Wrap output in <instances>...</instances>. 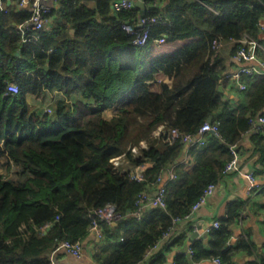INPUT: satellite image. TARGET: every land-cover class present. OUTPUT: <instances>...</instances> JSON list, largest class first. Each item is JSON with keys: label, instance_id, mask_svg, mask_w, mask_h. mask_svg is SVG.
Masks as SVG:
<instances>
[{"label": "trees", "instance_id": "trees-1", "mask_svg": "<svg viewBox=\"0 0 264 264\" xmlns=\"http://www.w3.org/2000/svg\"><path fill=\"white\" fill-rule=\"evenodd\" d=\"M59 9L68 26L56 23L27 44L15 26L28 12L0 13V264H50L59 242L82 243L89 212L106 204H114L122 219L100 223L95 262L155 264L173 244L163 236L174 219L187 215L202 191L219 182L232 158L229 147H238L249 119L264 108V76L243 79L247 97L238 111L218 90L227 66L224 48L244 33L256 37L264 0H159L142 15L138 7L114 12L111 0H94L93 6L63 0ZM139 16L165 20L148 29L140 49L120 27ZM161 35L166 43L188 41L147 59L143 53ZM233 52L231 46L228 56ZM117 53L126 56L118 60ZM11 84L18 92L8 91ZM54 91L63 96L53 100L50 114L28 101H43ZM72 95L85 101L68 100ZM206 122L220 136L207 133L204 145L192 146L195 165L186 172L175 163L185 145L169 131L195 134ZM160 126L164 130L155 135ZM121 156L126 168L112 163ZM145 163L150 166L142 179H133L131 168ZM169 168L176 179L164 184L165 207L148 208L141 219L130 215L138 210L137 194L154 189ZM239 210L237 203L229 205L228 216L208 233L209 248L195 242L191 260L227 259L229 225ZM244 246L242 241L236 247ZM174 264L189 261L179 255Z\"/></svg>", "mask_w": 264, "mask_h": 264}, {"label": "crops", "instance_id": "crops-1", "mask_svg": "<svg viewBox=\"0 0 264 264\" xmlns=\"http://www.w3.org/2000/svg\"><path fill=\"white\" fill-rule=\"evenodd\" d=\"M87 5L93 6L94 0H83ZM140 3V2H139ZM159 4V3H158ZM139 12L145 8L144 4H135ZM52 13L49 15V25L44 32H50L56 23H60L64 27L68 24L62 14H60L61 4L59 2L50 3ZM163 6V4H162ZM114 11V10H113ZM115 12V11H114ZM141 15V14H140ZM140 17V16H139ZM71 33L72 29L69 30ZM259 34L257 33L256 36ZM188 40H179L175 42H167L164 45L157 46L152 44L143 56L147 59L159 56L172 50H175L184 45ZM264 44V41H263ZM230 44L223 50V55L227 57L226 70L239 66L237 62L232 61L228 56ZM143 48V47H135ZM119 54L115 56L121 60ZM131 79L133 77L131 76ZM220 80V79H219ZM221 95L224 101H229L233 111H238L245 103L247 91L240 92L233 87L228 81L220 80ZM153 88H156L154 85ZM248 90V86H247ZM63 95L55 92L54 97H62ZM76 99L85 101L81 95H75ZM116 106L113 105L111 109L104 111L105 116H109L111 110ZM264 111V108L261 112ZM162 126L158 127L161 128ZM157 128V129H158ZM156 129V130H157ZM161 131V130H160ZM163 131V130H162ZM161 131V132H162ZM159 135V134H155ZM208 138V134H206ZM207 140V139H206ZM142 143L141 145H143ZM264 128H261L259 133L253 131L247 132L242 136V140L238 145L239 158L237 162V169L224 173L217 184L214 185L212 193L208 196L207 201L202 204L187 220H179L170 230L167 242L170 244L168 248L162 251V260L155 264H174L179 255L184 256L189 264H215L211 258H198L191 260L188 255V250L193 249V244L200 241L205 249H208V233L206 228L211 226L213 221L220 222L223 218L228 216L229 205L237 203L240 207L239 214L234 218L229 225V239L227 246H231V252L227 259L221 264H264ZM193 147H184L183 153L175 163L186 172H190L195 165V160L189 154ZM118 166L126 168V160L124 156L117 157ZM144 170L150 166V163L142 164ZM131 168V173L134 171ZM143 170V171H144ZM254 171L255 174V188L252 191L247 190L248 183L243 174L248 171ZM167 171L163 174L161 184L155 185L154 191L159 185L165 184L167 181ZM220 225V223H219ZM122 232V230H121ZM196 232V236L192 237V233ZM244 242L245 246L237 248L240 242ZM101 238L88 232L85 239L82 241V251L80 258H74L64 251H57L50 254V264H97L94 260L96 250L100 249ZM139 264H150L149 262H140Z\"/></svg>", "mask_w": 264, "mask_h": 264}, {"label": "built area", "instance_id": "built-area-1", "mask_svg": "<svg viewBox=\"0 0 264 264\" xmlns=\"http://www.w3.org/2000/svg\"><path fill=\"white\" fill-rule=\"evenodd\" d=\"M59 2L60 4L63 0H0V13L8 12L10 10H25L28 12V17L24 21L18 23L15 26V32L19 35L22 44H27L31 40H38L41 34L45 31V28L49 25V13L52 12L50 3ZM136 2L144 4V9L154 8L158 5L159 0H111L112 9L115 12L130 10L136 7ZM165 20L162 17L151 16L145 17L140 16L136 23H121L120 27L133 38L130 41L132 47H144L149 39L148 29L157 24H164ZM258 30V36L254 37L248 33L241 35L239 39H230L227 44H230L234 48V52L230 55V59L237 62L239 66L233 67L222 73L220 80L228 81L233 87L238 91L244 92L247 90V84L243 81L245 77L255 78L264 76V17L258 20L256 24ZM153 43L157 46L166 44L165 37L163 35L153 39ZM8 91L16 93L18 92L17 86L11 84L8 86ZM249 132L253 131L259 133L261 128H264V111L251 117L249 119ZM213 133L217 136L218 129L216 125L204 123L195 134H183L176 129H171L169 135L171 139L180 140L186 148L195 145L202 146L206 143V134ZM264 151V146L262 147ZM232 154L231 160L225 165L224 173L230 172L237 169V162L239 158V149L237 145H232L229 147ZM131 151L136 153L135 147L131 148ZM112 163L115 167L118 166V158H113ZM144 170V165H139L134 168L131 173V177L136 180L142 179V172ZM167 180L176 179V175L172 168L167 170ZM246 179L248 186L247 190L250 192L255 188V174L254 171H248L243 174ZM162 178H158L159 184H161ZM214 189V184L208 185L201 193L198 200L190 207L189 213L185 215L182 220H187L191 214H193L202 204L207 201L208 196L212 193ZM165 186L159 185L154 191L146 190L137 194L136 204L138 205V210L130 213L136 217V219H141L143 213L148 208H164L165 207ZM90 218L89 232L93 233L95 236L100 237V223H105L108 225L116 224L122 219V215L117 211L114 204H106L101 208H96L89 212ZM179 218L174 219V222L181 220ZM219 227L218 221H213L209 228H206V232L217 229ZM168 234L163 236L166 240ZM161 246V242L156 244L149 254H153ZM57 251H64L65 253L71 255L74 258H80L82 251L81 242H68L61 241L54 248L53 253ZM189 258H192L194 254L193 249L188 250ZM213 263L221 264L218 258L212 259Z\"/></svg>", "mask_w": 264, "mask_h": 264}, {"label": "rangeland", "instance_id": "rangeland-1", "mask_svg": "<svg viewBox=\"0 0 264 264\" xmlns=\"http://www.w3.org/2000/svg\"><path fill=\"white\" fill-rule=\"evenodd\" d=\"M154 87V85H152ZM55 95V91L54 92H50L48 93V96L46 99H44L43 101H39V100H32V99H28V101L34 105V108H37L40 111H45L46 113L50 114L52 112V107L54 104V97ZM74 95H72V97H70L68 100L70 99H74L75 97H73ZM54 97V98H53ZM111 113V112H110ZM164 130L163 127L158 128L157 130L154 131V134H160L161 131ZM144 145V144H143ZM135 147V146H134ZM136 151L138 152V148L135 147Z\"/></svg>", "mask_w": 264, "mask_h": 264}, {"label": "water", "instance_id": "water-1", "mask_svg": "<svg viewBox=\"0 0 264 264\" xmlns=\"http://www.w3.org/2000/svg\"><path fill=\"white\" fill-rule=\"evenodd\" d=\"M136 4H140L139 2H136ZM144 10H142L141 11V15H142V12H143ZM218 90H220L221 91V87H218ZM208 121H210V118L208 119ZM115 225V224H114ZM194 236H196V232L195 233H192V237H194Z\"/></svg>", "mask_w": 264, "mask_h": 264}]
</instances>
